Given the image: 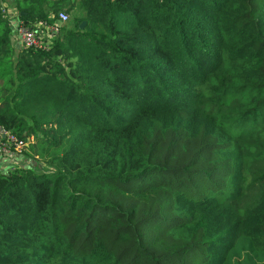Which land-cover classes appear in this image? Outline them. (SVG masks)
I'll use <instances>...</instances> for the list:
<instances>
[{
  "label": "trees",
  "instance_id": "trees-1",
  "mask_svg": "<svg viewBox=\"0 0 264 264\" xmlns=\"http://www.w3.org/2000/svg\"><path fill=\"white\" fill-rule=\"evenodd\" d=\"M46 1L16 9L71 15L48 49L0 9V125L28 143L0 171V264H264V194L234 208L264 0Z\"/></svg>",
  "mask_w": 264,
  "mask_h": 264
},
{
  "label": "built area",
  "instance_id": "built-area-1",
  "mask_svg": "<svg viewBox=\"0 0 264 264\" xmlns=\"http://www.w3.org/2000/svg\"><path fill=\"white\" fill-rule=\"evenodd\" d=\"M2 12L9 22L14 40L17 39L20 46L32 49H48L54 39L60 35L63 25L70 20V15L66 11H60L50 15L48 20L40 19L25 25L21 13L16 8L4 5ZM0 144L14 148L19 155L22 149L28 146L27 142L12 135L1 125Z\"/></svg>",
  "mask_w": 264,
  "mask_h": 264
},
{
  "label": "rangeland",
  "instance_id": "rangeland-1",
  "mask_svg": "<svg viewBox=\"0 0 264 264\" xmlns=\"http://www.w3.org/2000/svg\"><path fill=\"white\" fill-rule=\"evenodd\" d=\"M71 16V15H70ZM248 137L241 141L239 144L242 147V155H250L252 158L249 160L247 169L250 173V179L244 181V185L241 198L234 206L237 216L253 206L264 194V157L261 156V151L264 150V138L256 134H252L250 129ZM248 144L246 147L245 145ZM255 153H258L256 156ZM16 150L14 148H7L3 144H0V171H9L20 163V160L15 157Z\"/></svg>",
  "mask_w": 264,
  "mask_h": 264
},
{
  "label": "crops",
  "instance_id": "crops-1",
  "mask_svg": "<svg viewBox=\"0 0 264 264\" xmlns=\"http://www.w3.org/2000/svg\"><path fill=\"white\" fill-rule=\"evenodd\" d=\"M17 1L19 2V0H0V9H2L4 5H8V6H10V7H14V8H16V7H17ZM54 2H55V0H47V1L45 2V5H44V6H45L46 8H49V6H51ZM56 2H57V1H56ZM15 41H16L17 44H19V42H18L17 39H15ZM15 157H16L17 159H19L20 162L23 161L21 155L16 154Z\"/></svg>",
  "mask_w": 264,
  "mask_h": 264
},
{
  "label": "water",
  "instance_id": "water-1",
  "mask_svg": "<svg viewBox=\"0 0 264 264\" xmlns=\"http://www.w3.org/2000/svg\"><path fill=\"white\" fill-rule=\"evenodd\" d=\"M85 24H86V21H84V22L81 24V27H83Z\"/></svg>",
  "mask_w": 264,
  "mask_h": 264
}]
</instances>
